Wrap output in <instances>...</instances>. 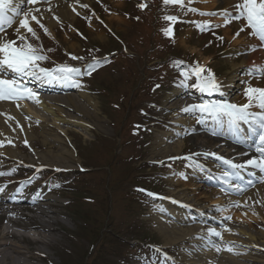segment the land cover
Here are the masks:
<instances>
[{
    "label": "rangeland",
    "instance_id": "1",
    "mask_svg": "<svg viewBox=\"0 0 264 264\" xmlns=\"http://www.w3.org/2000/svg\"><path fill=\"white\" fill-rule=\"evenodd\" d=\"M139 1L141 0H87L84 5L88 7H84V5L79 7L78 13L71 20H58L55 22L54 25L57 27L53 29L54 36L49 34L48 31L45 33L44 28L46 27L41 28L39 24L33 25L36 34L39 33V39H36L30 33L27 34L28 41L37 47L42 55L47 57L46 61H40L39 64L45 65V67L53 64L54 66L50 69H55L61 63H65L64 65L80 69V72L73 73L69 82L74 85L79 84V92L89 95L95 105L94 112L90 111L93 116L92 119L78 116L76 113L73 114L69 111L66 112L72 118L80 119L85 124L83 128L79 124L73 123V120L68 123L52 121L50 114L41 109L43 105L39 99H35V101L23 99L20 101V104L25 105L26 108L29 107L28 105H31V108H27L29 109L27 111L29 116H10L8 113H4L6 115L0 113V125H5L11 136H13L12 140L18 143V139H21L19 144L21 145V153L20 156L17 155L19 156L18 158L22 159L26 157L25 160L21 161L7 160L0 156V173H4V175H0V188L12 189L22 197L27 196L25 191L28 190L31 191L30 194L35 193L36 196H42L43 199L56 204V208L50 209L54 213L51 216V222L54 223L53 228L55 229V233L52 234L54 243L48 247L27 246L31 251L32 261L26 264H82L86 262V255L91 260V264H101V262L102 264H112L113 258L107 254L110 250L106 251L107 249L100 247V245L106 240L108 242L107 247L118 248L117 241L122 243L119 245L126 247L127 244H123V241L132 239L135 234V226L126 225L128 222L123 220L125 214L123 209L113 211V220L108 219L109 201L105 200L103 204H100L98 201L104 198L108 199V195H110L109 192L104 191V189H107L104 186V182L108 179H110V183L107 182L106 184L105 182V185L110 184L111 186L109 185L108 188L115 190L120 196H124V192L131 194L134 186L140 184L151 186L152 184L165 195H173L178 198L185 195L187 199L192 201L200 199L198 203L201 204H198L197 207H201V210H203V207H211V202L216 203L214 197L209 198L211 199L209 202L208 197L210 192H206L207 195L204 197L201 194L197 198L192 199L190 196L191 191L184 190L188 184L180 183L178 185L172 184V180L170 181V177H173L171 179L175 180L180 176L178 174H181V171L186 172L187 167L193 170L191 165L194 164L191 161L186 160L177 166H171L170 164L157 165L154 163H161V157L163 156L176 157L178 153L190 154L195 151L206 150L207 146L202 147V145H196L192 140H189L188 132L195 126L191 118L188 128L186 126L180 127L176 124L180 123V119H184L183 116H178L182 111L175 110L174 112H168L166 109V103L171 97L170 95H172L171 92L173 93L175 88L181 85V83L174 82V85L171 86L173 82L171 80L174 79L171 74L174 72L169 65L172 62L175 71L184 73L183 79L185 80H188L186 78L190 76L187 75L189 70L184 65L185 63H189L192 67L199 64L204 67L205 71L211 70L217 79H229V61L238 64L245 57L240 52L238 56H236L237 54L232 55V57L225 56L227 51L237 45L235 38L240 24L234 25L224 23L223 21L219 22L215 19L217 17L214 15H201V13L214 12L219 8H232L231 1L233 2V0L212 1L214 3H211V0H183V6L174 3H163V7L159 6L158 16H160L161 9L165 14L172 11V17L177 16L178 20L181 19L182 21V23L176 26L178 29L175 30L173 36L171 32L168 35L165 34V30L168 27L162 23L163 20L162 22L159 20L158 16L156 19H152L149 16L150 22L145 19L136 22L134 26L138 25L139 27L135 30L133 22L123 17L119 11L124 8L125 12L122 13L129 14L131 20H138L139 17L136 11ZM191 8H196L197 11H191ZM96 9L101 13V18L103 19V23L99 24V26L96 24L97 22H93L100 18V15L96 13ZM49 11L50 9L43 12ZM21 12L25 11L22 10ZM86 12L90 16H87ZM21 16H17L11 25L6 26L5 32L0 35V43L5 41H17L19 43L16 29L19 27ZM86 19L89 21H86ZM62 21L64 22L61 23ZM74 25L79 27L84 38H86L85 40L90 43V46L91 44H101L100 47L95 46V48L101 50H84L85 46L82 45L84 39L75 30ZM132 28L134 32H131ZM110 31L119 34L130 47L135 45L133 51L136 53L132 51L129 54L128 51L127 54H119L111 60L114 55L110 51L114 49L121 50V47L119 48L113 40L111 42L108 41L107 32ZM220 37L223 39L221 40ZM49 39H54L52 43L54 42L57 45L55 47L58 52L54 50L51 54L49 53L51 56H47L46 54L51 49L50 45H52ZM68 44L75 45L77 55L67 47ZM95 55L97 57H94ZM73 56L81 57L82 59H72ZM87 57L96 59L91 58L92 60H86L85 58ZM228 57L231 58L229 59ZM206 59H208L207 62ZM89 66H93L95 70L92 71L91 75L84 74L85 69ZM2 76H4V73ZM176 77L179 78L178 74H176ZM239 78L244 79V74H240ZM166 81L167 83L171 82L170 86L167 85L166 88L164 87L156 91L157 83H166ZM133 92H135L134 96L132 95ZM76 94L78 93H74V95ZM242 96H244L243 88L236 95L238 104L245 101ZM120 100L125 104L122 108L119 106ZM130 103L137 105L135 106V110L130 111ZM3 105L4 103L0 102V109L4 108ZM36 105L38 106L35 107ZM116 105L117 109H115ZM163 105L165 108L159 109ZM6 110L4 109L2 112ZM116 112H119L121 115L113 114ZM35 114H37V118H35ZM43 116H45V122L49 126L41 128L44 124L42 121ZM19 117L25 120L31 118L28 122L31 123L29 124L31 128H20L15 124V120ZM11 118L16 119L10 120ZM57 119L59 118L57 117ZM115 119L118 120L116 121ZM132 123H135L138 127L136 131L132 129ZM33 127L34 129H32ZM61 130H65L66 136L63 135ZM29 132H32L35 137L28 138ZM131 133L133 134L131 135ZM165 134H176L177 140H171L169 143L163 142V146L156 145L157 139L164 137ZM119 135L120 137L128 138L127 146L119 143ZM44 137L48 139L56 138L63 141V146L69 156L66 168L31 165L32 160H30V157L36 155V152L39 156L46 157L49 155L55 157L61 151H64H58L57 147L53 144L47 147V149L43 148L41 141ZM184 138L186 141H183ZM25 140H28L27 144H25ZM199 142L201 143L202 141L199 140ZM178 143L182 144L179 152L171 150L167 151L166 154L158 155L167 148L177 146ZM8 145H11V143ZM102 148L110 150L113 157L107 156ZM178 156L180 155L178 154ZM198 160L201 161L202 159L198 158ZM111 162H113L112 167L109 165ZM49 164L54 166L61 165L51 162ZM200 164L199 168H203V170L211 168V164L209 163L203 162V164ZM38 169L43 170L37 172ZM82 169H86V173H81ZM94 172L96 174L91 176L90 174ZM18 178H22L23 181H17L16 179ZM90 180L97 185L91 186ZM192 184L198 186L197 183ZM212 188L218 189L215 186ZM210 191L212 192V190ZM60 192H70V196L75 193L79 195L78 198L90 197L96 201L94 205L88 207L87 211L83 207V212L88 213L90 216L89 222H81L75 217L73 209L80 206L70 203V200H63L56 196ZM199 193L203 192L199 191ZM112 200H114V196ZM153 203L148 206L147 204L143 205L142 216L139 219L143 223V226L150 230L153 237L159 239L160 242L158 241L157 243L163 247L165 237L162 232L154 228L155 212L157 209L162 210L163 205L161 203ZM24 205L26 204L18 203L15 205L13 212L18 216H26L27 213L22 210ZM214 206L219 207V209L205 211L203 214L213 216L215 221H219L218 223L220 224L210 225L221 233L218 237L219 239L226 234V236H229V239L240 238L244 240L247 239V236L242 234L249 233L258 239L257 243L260 242V236H264L263 213L261 216L259 214L260 211L256 209L250 211L245 209L240 210L237 199H234L233 204L229 206L224 204H216ZM235 206V210H232V207ZM227 210L234 211L230 214L231 220L226 219V216L223 218V213ZM16 219L18 226L23 229L27 224H31L28 221H23L21 218ZM0 220V224H12V222L7 221L1 215ZM226 222L227 224H225ZM88 224H92L93 228L92 225ZM95 224H98L99 228L101 227L99 235H95ZM194 225L190 223L182 225V227L192 228ZM121 228L123 229L120 230ZM23 229L15 230L21 232ZM186 229L189 230V228H185L184 230ZM102 230L105 232L103 235H101ZM88 231H93L91 234L93 240L89 239L87 235ZM117 232L121 234L120 239H116L115 235ZM78 238L80 239L78 240ZM224 239L226 240V238ZM122 248L124 247L120 246V249ZM258 248L256 246L255 249H250L247 252L250 255L249 258L256 260V262L264 260V258H260V255L264 257V252L260 249L258 251ZM92 250L94 252L99 250L102 255L89 256ZM242 250L247 251L248 248L245 247ZM171 251V255L174 257H171L173 261L175 263H182L180 250L172 247ZM135 252L138 253L127 254L126 256L123 254L121 258L114 259L113 264H144L143 262L146 258L149 262H152V255L149 256L140 249H136ZM220 255L221 253H217L216 260L223 261V257ZM44 257L45 259H43ZM230 257L233 256L230 254ZM243 263L254 264L249 261H243ZM0 264L5 263L0 261Z\"/></svg>",
    "mask_w": 264,
    "mask_h": 264
},
{
    "label": "bare ground",
    "instance_id": "2",
    "mask_svg": "<svg viewBox=\"0 0 264 264\" xmlns=\"http://www.w3.org/2000/svg\"><path fill=\"white\" fill-rule=\"evenodd\" d=\"M87 0H53V2H46L45 4L48 5L49 7H53V10L51 12L47 13H42L41 9L46 8L45 4L42 3H34V4H28V3H21L20 0H13L12 7H20L21 4H24L26 12H30V14H35L37 18L40 20V23L43 24L49 34L54 36V28L57 27L55 26V22L58 20H71L74 17V13L76 11V8L78 5L85 3ZM39 9V12H35V9ZM49 13V14H48ZM221 14V13H220ZM7 16L12 15L11 11L6 12ZM221 18L220 20L222 19ZM23 18V17H22ZM21 18V19H22ZM30 19V17H29ZM62 21L61 23H63ZM31 26L36 25L35 21H31L30 19ZM60 23V24H61ZM19 26V25H18ZM240 29H244L243 33L240 31ZM21 32L23 33L24 30L21 29ZM237 32H240L239 35L236 36V43L237 45L231 48L229 51L226 52L225 56H231L233 53L237 52H248L247 56L244 58L242 63L238 64H232L231 61H229V73L230 77L227 81L225 79L221 78V80H216L219 82L221 92L223 93L222 95L217 93L221 98H231L232 95H235L232 97L233 100L236 99V94L238 91H241L244 85L241 84V82H244L245 79H237L239 76L237 74H243L245 71L244 69L247 67H253L252 70H249L250 73L254 76H257V74L261 73V69L264 68V49H259L258 47V39L250 34V30L247 28V25L245 23H240V27L237 30ZM47 37V36H46ZM238 40V41H237ZM240 45V48L237 49L236 47ZM69 49L75 52V45L74 44H68L67 46ZM208 59H206L207 62ZM5 74L8 76L12 77H17L19 76L16 73L11 72L10 70L6 69L4 70ZM9 77V79H10ZM264 78V77H263ZM3 79V78H2ZM40 81V79H37ZM253 80V81H252ZM36 81L34 79L29 78V82ZM37 82V81H36ZM42 82L45 81H40L41 84H37L35 86L31 87V90L35 89L36 92L42 93L41 95L34 94L33 98L35 99L38 98L40 99L39 101L42 103L43 106H41L42 110L45 111L47 114H50L52 117V121H59V122H64L68 123L71 120H73V123L79 124L82 128L85 127V124L82 123L80 119H75L72 118L70 115H67V111L77 114L78 116L81 117H88V118H93L91 112H94V102L91 100L89 95L86 93H81L79 92L78 94L74 95L70 93L69 91L73 90V88H66V85L62 84H57V83H50L51 86L42 84ZM38 83V82H37ZM23 85L24 83H20ZM251 85H247L246 88L250 87H262L264 86V79H251ZM244 89V88H243ZM64 90V91H61ZM245 89L244 91H246ZM34 91H32L33 93ZM244 94V92H243ZM26 97H28L26 95ZM32 97V96H31ZM173 99H169L167 102V110L169 112H173L174 110L182 111V112H188L185 111L184 109L188 108L191 105V101L188 97L191 99H199L203 98L202 96L199 97L196 91H179L177 94L173 96ZM29 98V97H28ZM21 99V98H20ZM27 99V98H25ZM17 100L18 99H12L11 104L8 102L4 103V108L0 109V113L3 115L4 113H8L10 116H29L27 111L29 107H23V106H18L17 105ZM232 103V102H230ZM249 103V102H246ZM10 106V107H9ZM36 105L35 107H37ZM255 108L251 110L253 113H258L261 111L258 107L254 106ZM4 109H7L6 111L2 112ZM17 109V110H15ZM195 114L200 113V111H193ZM198 112V113H197ZM53 113V114H52ZM94 114V113H93ZM6 115V114H4ZM37 118V114H35ZM57 117L59 119H57ZM16 118H11L10 120H15ZM31 118H28L25 120L24 118L19 117L18 119L15 120V124H17L20 128H25L28 129L29 126L28 123ZM43 127L49 126L47 122H45V116H43ZM182 123H185V120H182ZM218 122L214 124V128L216 129V125ZM211 125V123L209 122ZM219 128V127H218ZM34 129V127L32 128ZM225 126H224V128ZM224 130V131H225ZM199 131V130H198ZM63 135L66 136L65 130H61ZM166 136V138H164ZM11 133L9 130L5 127V125H0V142H3V146L0 147V156H2L4 159L10 160H25L26 157L18 158L20 156V148L21 145L20 141L21 139H18V143L16 141L12 140ZM35 135H33L32 132L28 133V138H34ZM162 138H158L156 141V145L160 146L163 144L164 141H168L167 135H164ZM189 140H192L194 144L196 145H202V147L207 146L206 149L212 150L215 148L218 144L220 148H224L222 153L227 154L229 151L232 153H238L239 150L235 149L231 141H228L225 138L221 137H214V139L209 138L212 136H208L206 133H195L190 136ZM199 140H202L203 142L200 143ZM8 141H11V145H8ZM28 141V140H25ZM258 143V141H257ZM42 147L47 149V147L51 146L53 144L54 146L57 147L58 151L59 150H64L61 151L60 154L56 155L55 157H51L47 155L46 157L39 156L36 152V155H33L30 157V160H32L31 165H41V166H52L57 167V168H66L68 164V159L69 156L67 155V151H65V148L63 146V141H60L59 139L52 138H43L41 141ZM180 147H182L181 143H178L177 146L170 147L165 149L162 153H159L158 155H163L166 154L167 151H175L179 152ZM255 151L256 149H253L252 151L248 152L247 154L240 155V162L245 163L247 160L256 157L255 156ZM180 155V153H178ZM176 154V156H178ZM19 155V156H17ZM34 156H36L34 158ZM170 156H163L161 157L162 159L168 158ZM55 163V164H61L60 166H54L50 165L49 163ZM249 169V170H248ZM254 170V172L252 171ZM247 176H250L253 178L252 182L250 183V186H254L256 183H258L260 180H262V186L255 187L252 190H250V186L246 189L249 190L248 192L242 191L243 187H236L230 185L231 181L237 182V178L230 176L227 177L228 183L225 182L226 177L224 176L223 173L219 171H215L213 174L217 176V178H211L208 177V175H213L211 172H207L205 170L204 178H199L198 176H195L199 180H207L206 182L212 183V184H218L221 181H223L222 186L229 184L230 188L229 190L232 191L230 192V195L233 197L237 198L238 202V208L245 209L247 211L250 210H259V214L262 216V213L264 214V172H259L257 169L248 167L247 168ZM189 172V171H188ZM185 174H189V173ZM259 172L257 175L256 173ZM232 173V171H230ZM246 173V172H245ZM243 173V174H245ZM180 176L177 179H171L173 177H170V181L172 180V184H182L185 182L187 184L189 180L187 181L186 177ZM241 174L240 177L243 175ZM189 178L191 180L194 179V176L192 174H189ZM182 181V182H181ZM261 182V181H260ZM259 182V183H260ZM207 184V183H204ZM189 186V187H188ZM233 188H237L236 190H233ZM0 215L3 218H6L7 221L12 222L7 225L6 228L0 230V261H2L5 264H26L28 262L32 261V256H31V251L27 248V246L34 245V246H51L54 243V238L52 237V234L55 233V229L53 228L54 223L51 222V216L54 215L50 209L56 208V204L52 201L43 199L42 196H37L33 199H24L23 197L19 196L17 192L14 190L10 189H3L0 188ZM184 190L191 191V197L192 199H195L198 197V195L203 194L202 196L204 197L206 192H210V195L208 197L209 202L211 201V197H214L216 200V203L211 202V206L216 205V204H221V201H225L227 203L232 202L234 199L226 196V193H222L220 190H215L213 192L212 189L206 187V185L200 184L199 186H195L194 184H188L187 188ZM212 190V192L210 191ZM203 192V193H199ZM238 193V195H237ZM187 196L180 197L179 200L180 202L184 203V207L178 209L177 213H174L176 217H174V220L180 221L183 219H187L185 217H181L182 214L179 213V210H183L185 208H189V205L195 208V204L200 201H194V204H191V200H188L186 198ZM14 198V201H13ZM18 203H24L22 208L27 215H20L18 216L16 213H14V207ZM225 204V203H223ZM230 205V204H226ZM235 207H232V210H235ZM207 208V210H209ZM191 210V209H190ZM232 210H227L225 213H223L224 216H229L232 212ZM21 212V211H20ZM173 212V211H172ZM184 215V213H183ZM242 217V216H240ZM16 218H21L23 221H28L31 224H27L25 228L23 229L22 227L18 226V221ZM194 218L196 220H202V217L200 216V213L194 215ZM237 218V217H236ZM263 218V217H262ZM47 219V220H45ZM264 219V218H263ZM251 224V223H249ZM14 227L17 229H23L21 232L14 231ZM163 236L165 237V246L168 247L169 245H178L181 247L183 250V254L186 257V263L185 264H244L243 261H249L250 263L254 264H264L263 261H258L252 260L249 258L250 255H248L247 252L250 251V249H255V247H259L260 249L264 250V236H260L261 239L259 240L260 242L257 243L258 239L255 238V236L250 235L249 233H243L242 235H246L247 239H240V238H232L229 239V236L223 235V238L221 241L216 243L217 246V251L215 252V249H210V253L207 254L206 251L202 250L200 246H204L205 248L207 247L205 238L203 237L202 233H194L197 228L195 227L192 230L188 231H180L178 229H175V227L168 226L166 224H160L159 226ZM225 236V237H224ZM226 238V240L224 239ZM202 239V240H201ZM201 240V241H200ZM225 240V241H223ZM229 240V241H228ZM246 240V241H245ZM230 243L233 244V249L228 250V254H232L233 257H230V255H220L223 258L222 260H216V255L217 253H223L225 250V247L222 246L221 243ZM247 247L248 250L241 251L242 248ZM237 249V250H236ZM240 250V251H239ZM251 253V252H250ZM249 253V254H250ZM258 254V252H257ZM259 255V254H258ZM28 256V257H27ZM260 258H264L262 255H260Z\"/></svg>",
    "mask_w": 264,
    "mask_h": 264
},
{
    "label": "snow or ice",
    "instance_id": "3",
    "mask_svg": "<svg viewBox=\"0 0 264 264\" xmlns=\"http://www.w3.org/2000/svg\"><path fill=\"white\" fill-rule=\"evenodd\" d=\"M20 2L34 4L37 0H20ZM12 3L13 0H0V32L3 31V25L5 23L9 25L13 23L12 17L6 15L7 11H11L15 16L22 15L23 18L20 19L19 27L16 29L19 43H17V41H5L0 43V69L6 68L21 77L27 75L36 79L46 80L48 83L69 82L73 73L80 72V69H76L68 65H60L55 69H45L39 67V62L46 60L47 57L42 55L39 49L28 41L27 34L30 33L33 37L39 39L35 30L31 26L30 19L31 21H35L36 24H39L41 28H44V25L40 23V20L35 14H30V12H21L19 7H12ZM163 3H174L183 6V0H163ZM84 7L88 6L84 5ZM140 7H145V5H140ZM190 10L196 11L194 8ZM236 10L239 15L235 18L242 17L246 22L247 28L250 30V34L258 38L259 41H264V0H241V2L236 6ZM35 12H39V9H35ZM216 14L217 13L215 12L201 13V15ZM221 14L225 16L226 22L231 21V14L227 10ZM164 19L167 21H175L178 18L165 16ZM21 29L24 30L23 33L21 32ZM44 31L47 33L46 28H44ZM240 31H244V29H240ZM170 32V28L165 30L166 35ZM236 35H239V32H237ZM220 39L222 40L223 38L220 37ZM49 51H51V49H49ZM72 59L82 58L73 56ZM94 70L93 66H89L85 69L84 74L91 75ZM204 72V67L199 64L190 69L187 75L196 77V83L193 86L197 87L201 92H207L209 95L216 93L222 95L223 93L221 92L219 82L215 80L211 70H207L206 76L202 75ZM261 73L264 74V68L261 69ZM181 75L185 74L182 73ZM25 95L30 98L34 95V93H32L31 89L21 87L20 82L15 79L0 78V99H20L24 98ZM245 96L247 97L249 103H245L243 105H236L229 102H216L191 105L184 109L185 111L198 110L201 113L215 114L218 117H227L229 123L237 132L240 130L241 123L249 126L256 138L253 141V144L256 145V152L259 155L247 160L243 164H237L231 160H224L223 162L228 164L229 167L233 169L231 176L235 178H239L240 172L242 170H247L248 166L264 172V88L250 87L245 91ZM253 106L258 107L261 111L258 113L248 111V109ZM8 143H11V141H8ZM25 144H27V141H25ZM2 146L3 142H0V147ZM0 175H4V173H0ZM229 175L230 174L227 172L224 173L226 183L229 182L227 179ZM249 183H251V181H249ZM226 219H230V217H226ZM209 233L217 237L221 235V233L215 229H209Z\"/></svg>",
    "mask_w": 264,
    "mask_h": 264
},
{
    "label": "trees",
    "instance_id": "4",
    "mask_svg": "<svg viewBox=\"0 0 264 264\" xmlns=\"http://www.w3.org/2000/svg\"><path fill=\"white\" fill-rule=\"evenodd\" d=\"M110 182V181H109ZM91 186H96L95 184H92ZM104 186H105V183H104ZM105 191V190H104ZM105 194H106V192H105ZM114 194L116 195V191L114 190ZM72 198H74V200H75V205H79L80 207L79 208H76L75 210H76V215H77V217L78 218H82V219H84L86 222H89V218H90V216H89V214L88 213H84L83 212V207H85V210L87 211V209H88V207H90V205H94V203L96 202L94 199H92V200H87V199H85L84 197L83 198H78L79 197V195H77V194H75L74 193V195H72L71 196ZM105 200H108L107 198H104V199H101V200H98L99 201V203L100 204H103L104 202H105ZM120 198H119V196H118V198H117V200H116V204H115V207H117V209L120 207L119 206V203H120ZM116 209V210H117ZM115 210V211H116ZM108 219L109 220H113V218H112V213H110V215H109V217H108ZM100 225H102V224H100ZM94 232H95V235H99L100 234V231H101V227L99 228V226H97V227H94ZM93 233V231H89V235H90V238H91V240H93L92 239V237H91V234ZM102 235V234H101ZM99 249V248H98ZM111 250V249H110ZM102 255L100 252H99V250H97V251H93L92 250V252H91V254H89V256H94V255ZM107 254L108 255H113V254H115V250H111V251H109V252H107ZM85 259H86V262H83L82 264H91L92 262H91V260L87 257V255H86V257H85ZM94 260V259H93Z\"/></svg>",
    "mask_w": 264,
    "mask_h": 264
}]
</instances>
